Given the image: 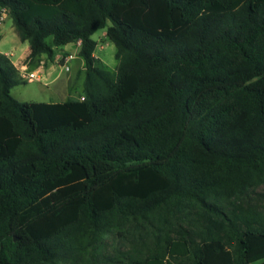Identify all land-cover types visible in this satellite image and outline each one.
<instances>
[{"label":"trees","instance_id":"16d2710c","mask_svg":"<svg viewBox=\"0 0 264 264\" xmlns=\"http://www.w3.org/2000/svg\"><path fill=\"white\" fill-rule=\"evenodd\" d=\"M1 8L27 67L78 39L83 79L76 97L18 101L0 53V264H264V208L240 201L264 183V0Z\"/></svg>","mask_w":264,"mask_h":264},{"label":"rangeland","instance_id":"374dc122","mask_svg":"<svg viewBox=\"0 0 264 264\" xmlns=\"http://www.w3.org/2000/svg\"><path fill=\"white\" fill-rule=\"evenodd\" d=\"M91 38L95 40V55L102 65L113 70L117 61L114 58V46L109 42L103 30H96ZM14 32L12 22L8 16L5 17L0 26V53L11 51L18 54V46L22 45ZM68 51H73V45L67 46ZM15 57V56H13ZM68 70H63L59 62L50 63V72L44 69L41 72L45 81H23L10 88V95L18 101H44L59 102L67 97H76L81 92L83 68L80 65L78 56L67 62ZM46 82V83H44ZM242 204L262 210L264 208V183L251 188L240 200ZM116 238V237H115ZM121 246L119 242L110 236L103 240L102 251L110 252L113 247Z\"/></svg>","mask_w":264,"mask_h":264},{"label":"built area","instance_id":"2783aa9c","mask_svg":"<svg viewBox=\"0 0 264 264\" xmlns=\"http://www.w3.org/2000/svg\"><path fill=\"white\" fill-rule=\"evenodd\" d=\"M6 17V11L4 8L0 9V26L3 22V20ZM80 41L77 39L76 40V44L79 46ZM4 54L6 57L9 58L11 64L16 68V70L18 71L19 77L23 80V81H33V80H37V81H45V79L42 77L41 75V64L40 63L38 66H36L35 68H29L27 67L26 64V57L25 56H20L19 54L14 55L11 51L9 52H4L2 53ZM15 56V57H13ZM74 55L72 53H65L63 55H60L57 58V62H59V65L63 68V70H68V66H67V62L68 60H70L71 58H73ZM46 83V82H44ZM82 98V97H80Z\"/></svg>","mask_w":264,"mask_h":264},{"label":"crops","instance_id":"0c3cea01","mask_svg":"<svg viewBox=\"0 0 264 264\" xmlns=\"http://www.w3.org/2000/svg\"><path fill=\"white\" fill-rule=\"evenodd\" d=\"M103 34H104V30H103ZM20 42H21V41H20ZM22 43H23L22 45L18 46V51H19L18 54H19L20 56H25V57H26V55L28 54V51H29V49H28V45H27L26 42H22ZM69 44L73 45V51H71V52L68 51V49H67V46H68ZM78 47H79V46L76 44V40H75L74 42H70V43H67V44H65V45H63V46H61V47H59V48H56V49L54 50L53 58H52L51 61H46L44 55H42V56H41V59H40V61H39V64L42 63V64H41V71H43V69H44L47 73H49V72H50V63H51V62H54V61H57V58H58L60 55H63V54H65V53H72V54L74 55V57L78 56V55H77ZM16 55H17V54H16ZM93 55H94L96 58H98V56L95 55L94 51H93ZM78 57H79V56H78ZM79 58H80V57H79ZM80 65H81V67L83 68V61H82L81 58H80Z\"/></svg>","mask_w":264,"mask_h":264},{"label":"water","instance_id":"95a60500","mask_svg":"<svg viewBox=\"0 0 264 264\" xmlns=\"http://www.w3.org/2000/svg\"><path fill=\"white\" fill-rule=\"evenodd\" d=\"M13 240H16V238H15V237H13Z\"/></svg>","mask_w":264,"mask_h":264}]
</instances>
